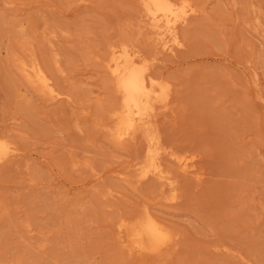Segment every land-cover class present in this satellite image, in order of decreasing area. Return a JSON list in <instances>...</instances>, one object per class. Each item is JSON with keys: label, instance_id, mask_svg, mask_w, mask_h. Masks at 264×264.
I'll list each match as a JSON object with an SVG mask.
<instances>
[{"label": "rangeland", "instance_id": "rangeland-1", "mask_svg": "<svg viewBox=\"0 0 264 264\" xmlns=\"http://www.w3.org/2000/svg\"><path fill=\"white\" fill-rule=\"evenodd\" d=\"M188 1L171 53L140 0H0V133L17 148L0 164V264H264V0ZM126 43L171 91L118 141L106 61ZM31 56L60 96L20 74ZM150 135L168 178L141 176ZM144 209L174 239L129 254L117 224Z\"/></svg>", "mask_w": 264, "mask_h": 264}, {"label": "bare ground", "instance_id": "bare-ground-1", "mask_svg": "<svg viewBox=\"0 0 264 264\" xmlns=\"http://www.w3.org/2000/svg\"><path fill=\"white\" fill-rule=\"evenodd\" d=\"M140 2L145 23L154 29L155 35L162 41L163 49L171 53L175 52L177 48L183 45L178 31L179 27L185 25L196 11L192 5L193 3L188 0H140ZM257 14L255 15L256 28L260 22ZM127 44L120 46L118 44V47L112 44L113 47L109 49V57L106 61L109 72L116 79V89L120 95L118 106L112 109V118L116 123L111 129V135L118 141L126 139L134 130L148 129L149 131L156 113V100L162 101L164 103L163 107H167L171 91L170 82L167 83L162 80L159 83H154L148 78L149 63L139 62V55L136 51L131 50V46L129 47ZM56 56L54 61L58 63V56ZM17 62L21 72L19 73L26 78L25 80L29 82L28 85H32V87L37 88V90L49 95L51 98H57L61 95L62 92L57 91L52 77L35 56H31L28 61L19 60ZM56 65L58 68L60 67L58 64ZM257 90L259 91V89ZM11 141L0 133V164L17 155V148L13 146V141ZM160 155L159 140L157 137L150 135L146 149V160L140 167L142 177L153 175L158 178H168L167 175H164ZM176 159L183 173L195 172L193 169L195 162L192 157L185 156ZM74 162L76 161L74 160ZM161 180L163 181V179ZM169 200L171 199L169 198ZM144 211L145 213L142 216L132 222L122 218L118 221V237L121 245L129 254L156 253L174 239L175 233L173 234L159 218H156L157 216H154L153 213L150 214L151 212H146L145 209Z\"/></svg>", "mask_w": 264, "mask_h": 264}]
</instances>
